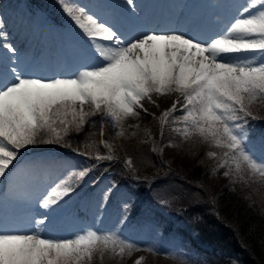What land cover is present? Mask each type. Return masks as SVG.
Masks as SVG:
<instances>
[{"label": "snow or ice", "instance_id": "snow-or-ice-1", "mask_svg": "<svg viewBox=\"0 0 264 264\" xmlns=\"http://www.w3.org/2000/svg\"><path fill=\"white\" fill-rule=\"evenodd\" d=\"M58 4L80 42L82 63L70 75H36L34 58L30 61L9 42L0 17V178L8 180V194L15 202L40 210L28 230L0 226V264H94L105 256L123 264L137 251L163 255L174 264H193L116 230L85 227L68 238L48 234L50 213L91 169L65 165L64 174L53 179L46 162L18 167L19 157L29 146L56 144L97 162L114 160V141L134 137L137 133L128 128H140L127 122L147 114L146 103L159 107L154 97L175 94L171 106L154 117L160 143L147 128L140 142L152 141L151 151L158 155L180 147L171 138L164 143L166 133L181 144L206 145V157L216 162L207 175L224 169L230 186L264 188V158L249 149L246 132L249 119L262 118L254 109L264 106V0L234 4L235 14L225 28L204 38L192 29H145L136 0L93 7L76 0ZM102 8L112 11L98 10ZM89 127H98V132L87 131ZM74 135L84 136L85 149L95 147L93 137L99 135L105 153L93 156L73 148ZM124 163L135 171L131 157ZM111 190H105L102 199ZM145 260L138 256L133 264Z\"/></svg>", "mask_w": 264, "mask_h": 264}, {"label": "rangeland", "instance_id": "rangeland-1", "mask_svg": "<svg viewBox=\"0 0 264 264\" xmlns=\"http://www.w3.org/2000/svg\"><path fill=\"white\" fill-rule=\"evenodd\" d=\"M101 1H106L107 4L118 2V0ZM138 1H141L143 4L145 2L147 3L149 0ZM169 1L172 2L173 0ZM175 1L181 2V5L184 2V6L187 8L188 13L200 14L206 19L208 18V12L211 14L223 13L234 4L244 2V0H226L228 1V5H226L225 0ZM76 2L84 4L85 6L89 5V3H86V0H76ZM162 3L163 1L160 0V7ZM175 5L177 4H174V6ZM53 8L54 11L55 8L57 9L56 18L61 24L63 23L62 25L64 28L60 27L53 36H47L44 32V27L46 25L44 24L45 16L49 15V12ZM111 11L112 10L108 12ZM151 13H149L148 16H151ZM0 17L3 19V30L8 33V39L11 38L10 40L12 42H17V44H15L16 46L22 48L26 47L24 52L29 57L30 61L34 58V63L31 64V67L35 71V74L37 70H39L38 66L42 67L46 60L53 58L50 57L51 53L55 55V62L57 61L61 66L60 72L55 74L53 73L54 71L52 72L50 68H47V70L42 69L40 75L46 76L49 73L54 75H70L81 66L82 59L79 55L80 42L77 40L73 31L70 30L68 26L69 22L63 15L58 0H28V3L27 0H24L23 6L19 0H0ZM189 17L193 20V16L190 15ZM65 50H67V55L65 54ZM66 56L68 59H66ZM72 60L76 66L70 64ZM154 99H156L159 107H152L146 103L145 107L148 109V113H142L138 118L130 119L127 123L129 125H135L139 124L141 121H158L154 117H159L165 109L169 108L176 99V95L173 94L160 98L154 97ZM91 130L92 128L90 127L87 129V131ZM136 130L138 129L128 128L129 133L135 132ZM247 137L249 149L253 151L257 157L264 158V134L256 135L253 138V136L250 137L247 133ZM150 143L152 148V141H150ZM36 146L41 147L43 144H37ZM205 151H207V149H205ZM120 156L124 161L126 160L124 155ZM31 161L35 162L34 159H31ZM47 165L50 166L53 179L56 176L64 174L65 165L58 166V164L54 163ZM66 165L71 166L73 169L86 166L84 160L79 156L72 160L68 159ZM140 176H142L141 179L147 177L145 173H141ZM88 177L89 174L79 182L81 185L80 189L72 193L70 198H66L65 201L61 203L57 208V213H50L49 221L46 225L48 234L59 238H68L85 227H94L101 230H116L131 241L137 243L152 242L165 251L171 250L175 252L181 259L191 260L193 264H242L241 257L237 254L218 256L217 250L209 244L202 243L192 225L188 224L184 219H181L177 212L167 211L162 205L158 204L152 207L145 201H136V206H132L134 202L127 198L140 200V196L135 194V192L138 186L142 183L144 184L145 181L141 179H125L117 185L110 181L106 184V180L104 179L99 183H92L88 181ZM5 182L8 183L6 178ZM7 188L8 184L6 189ZM108 188L112 190L108 198L104 200L102 199V193ZM87 191H100V194H93V204L95 207L94 210L92 208L90 220L86 222L82 215H80L77 204L78 201L86 198ZM243 193L247 195V197H250L252 203L257 202L258 198L261 199L263 197L259 191L249 188L243 190ZM124 194L126 195L125 197L123 196ZM10 198L11 196L7 193L6 196L0 195V226L17 228L20 230H28L33 227L31 224V217L38 216L40 210L25 206L24 204L23 209H18L19 205ZM85 200L90 202L91 198ZM83 204L85 203L83 202ZM125 204H127V208H125ZM118 206L123 207L124 211L121 209L117 210ZM140 210L141 212H139ZM156 211L163 212V214H155ZM138 213L141 215L139 216L140 218L138 217ZM178 226H183V228L187 230H183V232L180 233ZM138 256H153L174 264L172 259L165 258L163 255H154L144 251L134 252L131 257L127 258L126 264H133V261Z\"/></svg>", "mask_w": 264, "mask_h": 264}, {"label": "trees", "instance_id": "trees-1", "mask_svg": "<svg viewBox=\"0 0 264 264\" xmlns=\"http://www.w3.org/2000/svg\"><path fill=\"white\" fill-rule=\"evenodd\" d=\"M254 111L262 118L249 119L248 125L257 126L259 123L264 125V106L258 105ZM139 125L140 128L135 131L136 136L114 141L116 145L114 160L97 162L90 159L94 166L92 172L94 178L105 175L110 182L120 184L125 179L140 177L141 173H145L146 184L149 186L140 185L135 192L137 195L144 196V200L148 198L158 203L164 201L166 207L179 210L194 227L199 240L213 246L218 256L237 254L241 257L242 264H264V211H262L264 188L243 183L230 186L229 178L222 175L224 169L214 176L207 175L208 171L215 167L216 162L206 157L209 150L206 145L181 144L179 139L166 133L164 143L171 138L180 147L165 148L163 154L158 155L151 151L150 142H140L145 139L143 129L149 128L155 142L160 143L157 123L144 121ZM91 131L98 132V127ZM99 139V135L93 137L97 145L85 149L84 136L74 135L71 144L73 148L79 147L81 152L89 151L94 156L97 151L100 154L105 153L103 146L98 144ZM26 150L39 154H76L56 144H43L41 147L33 145ZM120 155H124L126 159L131 157L138 173L129 171L123 159L119 158ZM247 188L259 191L263 197L252 203L250 197L243 193ZM127 258L123 260V264H126ZM114 263L116 264V261L107 256L102 261L99 257L94 261V264ZM145 264L171 263L160 258L146 257Z\"/></svg>", "mask_w": 264, "mask_h": 264}, {"label": "bare ground", "instance_id": "bare-ground-1", "mask_svg": "<svg viewBox=\"0 0 264 264\" xmlns=\"http://www.w3.org/2000/svg\"><path fill=\"white\" fill-rule=\"evenodd\" d=\"M136 3L139 4L138 0H136ZM148 11V7H142V11H141V15H145V13ZM178 10L177 9H174L173 10V14H177ZM157 27L158 30H166V29H180V30H186V27H185V24L184 23H179V22H176V19L175 18H171V19H168L166 21V23L164 24H159L156 20H153V19H147L146 20V27L148 28H156ZM11 38H9V42L12 43V44H17V42H12L10 40ZM16 46V45H15ZM22 53H24V51L26 50L24 47H19V46H16ZM38 75V74H37ZM52 76H57V75H49V76H46V77H52ZM45 77V76H44Z\"/></svg>", "mask_w": 264, "mask_h": 264}]
</instances>
